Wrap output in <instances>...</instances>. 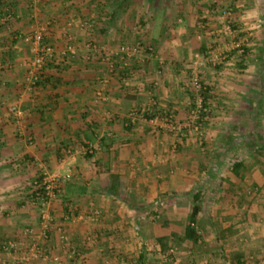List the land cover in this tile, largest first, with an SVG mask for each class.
<instances>
[{"label":"crops","instance_id":"1","mask_svg":"<svg viewBox=\"0 0 264 264\" xmlns=\"http://www.w3.org/2000/svg\"><path fill=\"white\" fill-rule=\"evenodd\" d=\"M211 1L220 2L0 0V264L16 263L35 243L51 260L27 264H264V33L241 61L248 104L237 131L227 135L208 117L194 123L197 95L187 85L195 55L210 48L213 24L204 42L194 29L202 3ZM42 23L50 24L55 58L29 87L33 53L19 37ZM70 39L76 53L64 55ZM91 41L153 52L110 72L103 59H88ZM205 72L210 112L214 87L226 99L234 87L228 90V71ZM14 106L24 113L20 123L9 112ZM149 108L136 124L128 119ZM43 173L71 175L50 206L47 237L33 195ZM196 204L193 241L185 231ZM69 212L77 220H65ZM11 242L22 250L6 251Z\"/></svg>","mask_w":264,"mask_h":264},{"label":"built area","instance_id":"2","mask_svg":"<svg viewBox=\"0 0 264 264\" xmlns=\"http://www.w3.org/2000/svg\"><path fill=\"white\" fill-rule=\"evenodd\" d=\"M226 26L224 29V34L226 36H232L234 35L233 32V22L232 12H228L226 14ZM2 16L0 13V20ZM10 19V16L7 17ZM70 26H72V23H70ZM49 27L50 24L42 23L38 25L36 30L29 35H24L19 37L21 40H23L25 43H28L31 45V50L33 53V59L28 63L27 65V75L25 78V82L29 87H34L37 85L41 78V74L43 73L46 65L52 61L55 58V48L48 44L46 42V36L49 33ZM73 39H70V43L67 47L66 52L64 55L75 54V45L72 43ZM235 50H238L240 53H244L245 50L243 49V45L240 43L236 44L234 47ZM88 50L90 55L88 56V59H93V57H98L99 59H103V61L107 64L108 69L110 72H117L120 68H128L132 61L137 59L138 57L148 54V52L151 54V49L147 48L145 46H130V45H122L115 49L114 51H109L105 47H99L96 44L90 43L88 44ZM224 53V52H223ZM223 55L218 56V54H213L212 52L209 53L208 57L204 58L206 61H200L201 58L199 55L196 56V60L193 65V78L191 80V83L187 85V87H192L194 92L197 95V100L195 103V107L192 110V116L191 120L195 123L198 122L199 119H201V114L203 111V98L200 96V93L202 91V83L200 78L199 70L201 71L202 68L206 65H213L216 66L222 63L224 61ZM220 61V62H219ZM121 64V66H119ZM106 81H104L105 84ZM98 97L101 100H105V95L103 91H100L98 93ZM154 105L156 104L153 102ZM9 112L12 116L15 117V119L18 121V123L21 122V120L24 117V113L18 108L17 106H14L9 109ZM150 113L149 110L146 111H139L135 110L132 113L129 114L128 119H130L132 124H136L138 121L145 119L146 116ZM154 115V114H153ZM156 118V117H155ZM154 118V123H158L159 119ZM165 125L168 126L173 131L179 130L171 121L165 120ZM23 135V134H22ZM30 143L33 142V138L30 136L29 138ZM90 149L88 152H91ZM42 180H37L34 184V193L36 194V197L38 195L37 204L44 210L42 214V224L44 226V236H48L49 229L54 222V218L50 212V206L52 202L58 199V197L62 193V183L69 179L71 175H67L66 177H55L53 175H50L48 173H43L41 176ZM95 215L96 212L94 211ZM65 220L67 221H75L77 220V217L75 216L74 212H69L65 215ZM4 249L8 252H15L19 253L22 250L21 245H19L17 242H11L4 246ZM20 258L16 260V263L14 264H27L31 260L35 259H45L47 261H50L51 259L46 256L44 253L41 252L38 245L35 243L32 245L29 252L25 253L24 255H20ZM54 262L56 264H61L58 259H55Z\"/></svg>","mask_w":264,"mask_h":264},{"label":"rangeland","instance_id":"3","mask_svg":"<svg viewBox=\"0 0 264 264\" xmlns=\"http://www.w3.org/2000/svg\"><path fill=\"white\" fill-rule=\"evenodd\" d=\"M209 4L211 6H209ZM209 4L208 2L202 3V5H206V8L201 6V9L199 10L201 13L198 14L199 19L196 23L195 26L196 28L194 30H198L201 32L200 37L202 38V42H204L203 38L205 37V31L208 30V26H207L208 21H210L213 24V26L211 27L212 36L211 39L208 40V42L211 41L209 44L210 48L207 49L206 51H203L202 53L198 52L197 55L200 56L201 58L200 61H206L204 58L208 57L210 52H212L213 54H218V56L223 55L225 59L224 61H222V63L217 65V67L213 65L204 66L201 71L199 70V73L202 81V77L205 75L204 72L207 70L211 69L214 70L215 72L228 71V90H231L232 87H234V90L228 92V97L226 99L225 92H222L221 91L222 89L220 87L217 88L214 87V89L218 91V94H214L215 96L213 95L214 99L212 104L213 106H215V108L212 109V111L210 110L207 116L208 117L207 119L213 120L214 124L217 125L220 129H223V127H227L223 129V131H227V135H228L229 134L228 132H230V130L237 131V129L240 127L242 123V120L246 118L244 112L246 109L245 108L246 104H248L247 99L242 98L243 95H242V86H241V82L245 81L243 75L245 74V72H242L243 70L241 68V64H242L241 61H247V60L245 59L246 57L244 56L245 54L240 53L238 50H235L234 47L236 44L240 43L241 45H243L244 50L250 49L251 43H253V41H255L257 38L258 39L261 38V34L258 37L257 32L259 31V33H264V0H220L219 3L216 2L212 3L211 1ZM245 11H247L248 13L246 14ZM228 12H232L233 14L232 26H233L234 35L232 36H226L224 34V29L227 21L226 14ZM109 17L110 16L106 18L108 19ZM140 25L141 24L139 23L138 26ZM83 26L92 29L93 26L95 25L90 21H86L85 23H83ZM186 26L189 27L190 23H187ZM235 27L237 29H235ZM240 34H245V36L241 37ZM90 43H94L99 47L101 45V47H105L109 51H114L115 49H117L122 45H130V46L139 45V43H133V42L130 43L127 41L119 42L111 45H104L97 43L95 41H91ZM197 55H195L194 61L196 60ZM227 63L228 66H226ZM222 68L224 69L220 71V69ZM189 76H190L189 80H191L193 78V68L190 70ZM191 92L193 91H189V93ZM253 102L254 101H252V103ZM253 105L254 103L252 104V106ZM249 108L250 107H248V109ZM227 119L229 120L227 121ZM224 122H228V124H224ZM158 123H159L158 125H160L161 121L159 120ZM243 131L245 132V130ZM243 131L240 132L243 133ZM256 132L257 131L255 130L250 131L251 136L255 137ZM195 133L197 134V132ZM197 136L198 135H196V137ZM201 136H199L198 138L200 139ZM205 137L206 135H203L201 137L203 138V141Z\"/></svg>","mask_w":264,"mask_h":264},{"label":"trees","instance_id":"4","mask_svg":"<svg viewBox=\"0 0 264 264\" xmlns=\"http://www.w3.org/2000/svg\"><path fill=\"white\" fill-rule=\"evenodd\" d=\"M235 29H237L235 27ZM241 37H244L245 34H240ZM250 53L249 49H246L245 52H244V56H247L248 54ZM202 83V81H201ZM38 84V83H37ZM210 89L208 88L207 85L203 84L202 83V91L200 93V96L203 98V111H202V114H201V121H200V124L202 125L203 122L205 121V119L207 118L209 112L208 109H209V100L210 98H212L210 95ZM242 166V162H237L236 163V166L235 167H241ZM38 180H42V177H40ZM35 197H36V194H33ZM38 197V195H37ZM36 197V198H37ZM199 201L201 202V197L199 199ZM202 212V207L200 204H196L194 206V209H193V212L189 218V223L186 227V231H185V239H190V240H193L195 241L196 239H198V231L196 229V224H197V219H198V216L199 214Z\"/></svg>","mask_w":264,"mask_h":264}]
</instances>
